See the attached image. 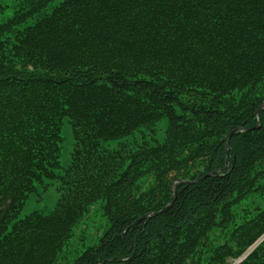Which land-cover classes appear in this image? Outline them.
<instances>
[{
  "label": "trees",
  "instance_id": "obj_1",
  "mask_svg": "<svg viewBox=\"0 0 264 264\" xmlns=\"http://www.w3.org/2000/svg\"><path fill=\"white\" fill-rule=\"evenodd\" d=\"M16 1L0 22V264L66 260L99 200L108 227L66 264H235L264 235V108L226 146L264 102V0ZM50 184L55 207L19 218ZM238 264H264V238Z\"/></svg>",
  "mask_w": 264,
  "mask_h": 264
},
{
  "label": "rangeland",
  "instance_id": "obj_2",
  "mask_svg": "<svg viewBox=\"0 0 264 264\" xmlns=\"http://www.w3.org/2000/svg\"><path fill=\"white\" fill-rule=\"evenodd\" d=\"M61 0H54L44 11H50L53 6L58 4ZM2 8L0 9V22H3L10 17L14 10L18 7L16 0H0ZM36 17L28 20L27 24H32ZM73 127L67 119L64 120L62 125L61 135L63 140L61 142L62 152L60 161L62 166H66L71 160V153L73 150ZM60 196L57 190V185L50 184L46 190L39 187L38 190L30 195L24 207L19 213V218L26 216L32 211H41L48 213L56 205ZM103 200L95 202L91 207L89 213L83 217L81 222L74 228L73 234L69 242L64 247L63 255H67V259L58 264H66L71 262L78 254H81L88 246L94 245L98 242L99 237L108 227V219L104 214ZM69 258V259H68Z\"/></svg>",
  "mask_w": 264,
  "mask_h": 264
},
{
  "label": "water",
  "instance_id": "obj_3",
  "mask_svg": "<svg viewBox=\"0 0 264 264\" xmlns=\"http://www.w3.org/2000/svg\"><path fill=\"white\" fill-rule=\"evenodd\" d=\"M260 108H264V102L262 103V105H260V107L256 110V114L258 115V119H259V121H258V125H256L255 127H253V128H245L244 126H237V127H235L234 129H232L230 132H229V135H228V137H227V140H226V146H227V149H229V147H230V139H231V137L235 134V133H237V132H241V131H246V130H252V129H257V128H259L260 127V115H259V109ZM228 159H226V161H227ZM226 168V167H225ZM217 172H219V171H217ZM214 172H211V173H208V174H206L204 177H207V176H210V175H212ZM204 177H202L200 180H203V178ZM180 184L181 183H188V184H192V183H195V182H198V180H186V179H180L179 181H178ZM173 190L176 192V190H177V185H174V187H173ZM172 204H173V200L172 201H170L162 210H160L159 212H152V213H150V214H148V215H150V216H154V215H156V214H158V213H160V212H164V211H166V210H168L171 206H172ZM145 217H147V215L145 216ZM141 219V218H140ZM139 219V220H140ZM126 232V231H125ZM264 238V235L254 244V245H252L241 257H240V259L237 261V263L239 262V261H241L243 258H245L246 256H247V254L255 247V246H257V244L262 240ZM236 263V264H237Z\"/></svg>",
  "mask_w": 264,
  "mask_h": 264
}]
</instances>
